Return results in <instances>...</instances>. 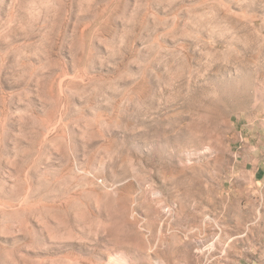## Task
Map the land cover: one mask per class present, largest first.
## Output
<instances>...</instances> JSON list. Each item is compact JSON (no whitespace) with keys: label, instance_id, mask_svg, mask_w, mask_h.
I'll return each instance as SVG.
<instances>
[{"label":"rangeland","instance_id":"374dc122","mask_svg":"<svg viewBox=\"0 0 264 264\" xmlns=\"http://www.w3.org/2000/svg\"><path fill=\"white\" fill-rule=\"evenodd\" d=\"M242 155L264 0H0V264H261Z\"/></svg>","mask_w":264,"mask_h":264},{"label":"crops","instance_id":"0c3cea01","mask_svg":"<svg viewBox=\"0 0 264 264\" xmlns=\"http://www.w3.org/2000/svg\"><path fill=\"white\" fill-rule=\"evenodd\" d=\"M250 152V149H248ZM236 179L246 183L247 188L243 191L247 196V205L253 209L259 207L263 213L261 226L264 228V159L254 157L249 159L246 156H240L236 159ZM261 264H264V235L263 252L261 253ZM250 264V263H245ZM257 264H260L257 262Z\"/></svg>","mask_w":264,"mask_h":264}]
</instances>
